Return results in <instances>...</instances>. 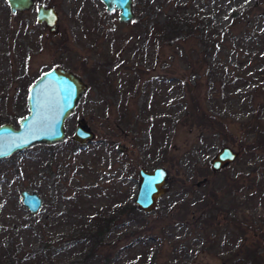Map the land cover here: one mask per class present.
<instances>
[{
	"label": "rangeland",
	"instance_id": "rangeland-1",
	"mask_svg": "<svg viewBox=\"0 0 264 264\" xmlns=\"http://www.w3.org/2000/svg\"><path fill=\"white\" fill-rule=\"evenodd\" d=\"M39 4L57 11L56 33L36 20ZM133 10L121 22L101 0H34L15 12L0 0V124L18 127L28 86L52 66L88 83L65 139L0 159V264H79L89 217L134 202L139 167L159 165L169 176L156 207H137V227L117 216L100 248L123 247L116 264L142 247L156 264H231L243 245L263 251L264 0H133ZM167 14L188 26L158 39ZM80 118L94 132L83 143L72 138ZM224 145L239 153L212 170ZM22 189L41 196L37 212Z\"/></svg>",
	"mask_w": 264,
	"mask_h": 264
},
{
	"label": "water",
	"instance_id": "water-1",
	"mask_svg": "<svg viewBox=\"0 0 264 264\" xmlns=\"http://www.w3.org/2000/svg\"><path fill=\"white\" fill-rule=\"evenodd\" d=\"M12 12L28 9L34 0H7ZM107 10L119 9L118 19L127 22L134 18L133 0H101ZM58 15L52 6L39 4L36 20L49 26L52 33ZM88 89L83 76L63 65L44 70L27 88L28 113L18 119V127L10 122L0 124V159L30 147L35 143H55L66 138V118L74 111L80 97ZM94 132L80 118L73 131V140L83 143L91 140ZM238 150L229 145L220 147L210 160L211 169L218 170L233 162ZM169 172L164 166L138 169L137 191L134 203L145 212L152 211L166 191ZM22 203L37 212L42 198L36 191L22 189Z\"/></svg>",
	"mask_w": 264,
	"mask_h": 264
},
{
	"label": "trees",
	"instance_id": "trees-1",
	"mask_svg": "<svg viewBox=\"0 0 264 264\" xmlns=\"http://www.w3.org/2000/svg\"><path fill=\"white\" fill-rule=\"evenodd\" d=\"M187 23H189V21L184 22L182 19L180 22L179 18H177L175 14H167L165 21L161 22L160 27L155 30V36L157 38L159 37L158 39L163 38L164 40L177 37L188 26ZM204 117H206V115L201 114L200 120L202 122H204ZM206 118L209 123L213 120V118L208 116ZM136 211H138V208L134 202H117L110 208L104 210L98 209L94 211L83 229V233L86 234L89 245H87L82 252L79 264H116L117 260H119L120 252L123 247H118L117 252L114 253L113 256L111 253L100 250V248L103 247L104 241L107 240V238L110 236L113 237L114 230L112 229V226L114 225L113 222L116 221L115 218L123 212L127 213L128 216L133 217L132 213L136 215ZM133 218L137 223L135 225L136 227L143 222L142 220V222L138 224V220L135 217ZM113 227L118 230L116 225ZM137 238L142 239L140 241H143V244L146 243V238L144 236L137 235ZM261 250L262 248L259 244L251 246L250 248L243 245L233 255L231 264H264V249L263 251ZM149 252L150 251L145 247H142L140 253L131 258V264H156V261L149 255Z\"/></svg>",
	"mask_w": 264,
	"mask_h": 264
}]
</instances>
